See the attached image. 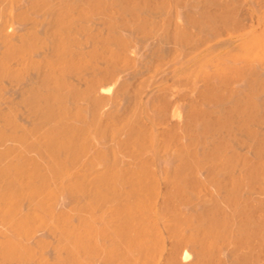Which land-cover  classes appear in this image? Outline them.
I'll return each mask as SVG.
<instances>
[{"label": "bare ground", "instance_id": "bare-ground-1", "mask_svg": "<svg viewBox=\"0 0 264 264\" xmlns=\"http://www.w3.org/2000/svg\"><path fill=\"white\" fill-rule=\"evenodd\" d=\"M0 264H264V0H0Z\"/></svg>", "mask_w": 264, "mask_h": 264}, {"label": "rangeland", "instance_id": "rangeland-1", "mask_svg": "<svg viewBox=\"0 0 264 264\" xmlns=\"http://www.w3.org/2000/svg\"><path fill=\"white\" fill-rule=\"evenodd\" d=\"M194 55H190L189 57H193ZM196 57V58H195ZM205 55H201V56H194V59L191 61L192 64H188L189 67L191 66H198L200 65L201 61H203V59H205ZM198 58V59H197ZM197 59V60H196ZM207 104V105H206ZM214 100H211V99H205V100H202V103L200 105V111H199V114H198V119L196 121V123H199L201 122V125H200V131L201 132H204L205 135L208 133H210V130H211V122H210V119L213 118L214 116ZM212 107V108H210ZM212 110V111H211ZM207 137V135H206ZM205 142V139H202V137L199 138V142ZM192 153H195V155L197 156L198 153H199V150L197 149V146H193L192 147ZM186 188L184 186H182V188L180 189V194H183L186 190Z\"/></svg>", "mask_w": 264, "mask_h": 264}]
</instances>
